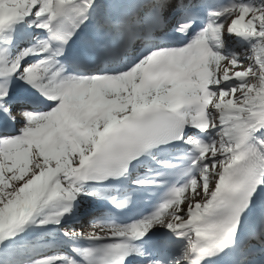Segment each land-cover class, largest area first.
Listing matches in <instances>:
<instances>
[{
    "label": "snow or ice",
    "instance_id": "6c2138e0",
    "mask_svg": "<svg viewBox=\"0 0 264 264\" xmlns=\"http://www.w3.org/2000/svg\"><path fill=\"white\" fill-rule=\"evenodd\" d=\"M0 264H264V0H0Z\"/></svg>",
    "mask_w": 264,
    "mask_h": 264
},
{
    "label": "bare ground",
    "instance_id": "6f19581e",
    "mask_svg": "<svg viewBox=\"0 0 264 264\" xmlns=\"http://www.w3.org/2000/svg\"><path fill=\"white\" fill-rule=\"evenodd\" d=\"M90 229H91V227H90V225H88V226H87V230H90Z\"/></svg>",
    "mask_w": 264,
    "mask_h": 264
},
{
    "label": "rangeland",
    "instance_id": "374dc122",
    "mask_svg": "<svg viewBox=\"0 0 264 264\" xmlns=\"http://www.w3.org/2000/svg\"><path fill=\"white\" fill-rule=\"evenodd\" d=\"M85 230V229H84Z\"/></svg>",
    "mask_w": 264,
    "mask_h": 264
}]
</instances>
